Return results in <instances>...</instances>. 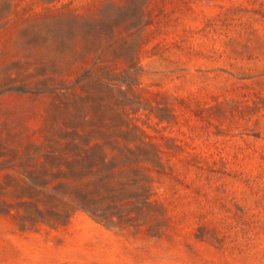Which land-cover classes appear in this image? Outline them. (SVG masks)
Here are the masks:
<instances>
[{"label": "rangeland", "instance_id": "obj_1", "mask_svg": "<svg viewBox=\"0 0 264 264\" xmlns=\"http://www.w3.org/2000/svg\"><path fill=\"white\" fill-rule=\"evenodd\" d=\"M0 264H264V0H0Z\"/></svg>", "mask_w": 264, "mask_h": 264}]
</instances>
